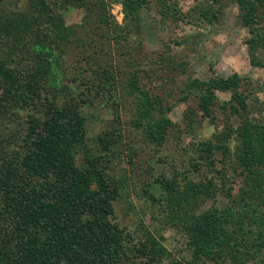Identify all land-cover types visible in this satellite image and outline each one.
I'll return each instance as SVG.
<instances>
[{
    "label": "trees",
    "instance_id": "16d2710c",
    "mask_svg": "<svg viewBox=\"0 0 264 264\" xmlns=\"http://www.w3.org/2000/svg\"><path fill=\"white\" fill-rule=\"evenodd\" d=\"M168 1L30 0L29 11L0 17V37L12 49L11 58L0 55V119L25 112L21 126L0 132V264H122L140 258L157 264L171 257L153 232L137 238L116 221L119 188L106 165L113 140L110 134L100 136L104 154L90 155L79 166L78 147L87 128L83 105L72 99L60 102L67 86L51 83L57 67L65 72L72 47L86 48L84 59L96 77L81 67L70 81L96 96L109 95L116 120V94L132 95L134 125L150 143L163 146L176 133L169 116L172 106L166 96L141 83L143 68L119 78L114 53L133 57L142 51V13L154 4L162 15L180 19L181 10ZM230 1L238 5L239 23L248 28L252 64L264 67V0ZM112 2L122 4L123 23L110 13ZM199 6L192 11L219 20L228 2L206 0ZM67 11H78L75 23H68ZM186 64L163 53L156 69L165 72ZM251 85L237 72L189 77L180 85L182 99L196 100L202 117L213 125L223 114L224 128L193 147L183 160L185 169H177L172 179L155 178L164 188L162 195L153 194L149 185L143 188L184 232L194 256L189 264H264V120L252 115L250 92L243 89ZM219 92H229L230 99L221 100ZM194 113L189 109L186 114L190 127ZM217 153L225 157L216 170L221 185L196 172L202 166L215 169ZM239 177L244 179L243 203L233 198L229 186ZM219 190L229 202L217 201ZM209 200L212 205L205 207Z\"/></svg>",
    "mask_w": 264,
    "mask_h": 264
},
{
    "label": "rangeland",
    "instance_id": "374dc122",
    "mask_svg": "<svg viewBox=\"0 0 264 264\" xmlns=\"http://www.w3.org/2000/svg\"><path fill=\"white\" fill-rule=\"evenodd\" d=\"M29 1L0 0V17L5 12L10 15L29 11L31 8ZM205 1H168V3H174L181 10V18L178 20L171 15L169 17L162 15L159 12L160 6L154 4L152 9H147L142 13L144 26L141 38L144 43L142 51L139 54H134L133 57L114 53L115 65H118L116 73L121 74H118V77L123 75L130 78L132 71L135 72L136 69L143 68L146 72L140 73L141 83L151 87L154 93L166 96V103L172 106L169 116L175 124L174 131L176 133H171L163 146L150 143L146 139L145 131L134 125L132 95L125 93L123 96L121 92L116 94L119 103L116 106V112L119 114L118 120H116L117 114L114 113L115 109L112 106L113 99H109V95L102 97L98 93L99 96H96L93 92L84 89V86L70 81L71 76L79 74L81 67L87 69L93 79L96 77L95 73H91L92 65L84 59L89 52L85 51L86 48L73 46L74 49H71L70 56H66L65 72L63 73L62 69L59 71L56 65L57 71L51 82L59 86L65 84L67 96L61 94L59 101L64 102L72 99L82 103V109L87 117L85 137L78 147L77 153L79 166H84L86 157L90 155L104 154L105 151L99 143V137L110 134L113 146L108 154L106 153L108 157H106L108 159L106 165L108 174L117 182L119 188V197L114 202L116 221L128 228L137 238H141L146 230L158 236L171 253V257L157 264H176V260L189 264L193 262L194 256L188 247L184 232L172 222L171 217H165L161 208L155 207L143 188L149 185L153 194L157 197L162 195L164 188L155 181V178L172 179L177 169H185L183 160L188 159L193 147L201 141L213 138L224 128L223 114L217 120V125H213L209 119L202 117L196 100L185 101L182 99L183 94L178 89L179 86L189 77L208 79L214 76H229L237 72L252 83L249 89L243 86V89L250 92L248 102L252 115L264 120V67L255 66L251 62L246 44L249 31L239 23L238 5L227 0L228 6L225 9V14L221 15L219 20H209L198 12L192 11L193 8ZM109 10L119 23H123L124 10L121 3H110ZM77 12H66L69 24L75 23L78 17ZM136 38L138 37L136 36ZM0 47V55L3 58H9L12 54L9 41L0 37ZM54 52L57 54V50ZM163 53L166 56L173 54L178 62L183 60L187 64L176 70L165 72L161 69L158 70L156 69L157 63ZM156 70L158 73L154 72ZM169 77L175 78V80L171 82L168 80ZM171 89H174L172 96L168 95L169 92H172ZM218 94L221 100L230 99L229 92H219ZM189 109L195 111V119L191 127L186 117ZM23 113L25 112L21 110L17 111V114L11 115L9 119L1 118L0 132H10V127L21 126L19 123ZM218 114L220 115L221 112ZM234 121L237 123L236 119ZM179 128L182 130L181 133H177ZM131 148L133 149L131 150ZM133 152H136L137 155L132 156ZM131 156L134 159L133 163L130 161ZM224 160L223 154L217 153L215 169L209 170L202 166L196 172L199 177L217 178L218 184L221 185L218 179L221 173H217L216 170L222 169ZM230 185L233 198L239 203H243V177L237 178L233 183H229ZM217 201L223 204L229 202V198L224 191L219 190ZM206 203L205 207L212 205L210 200ZM122 264L148 263L145 259L140 258Z\"/></svg>",
    "mask_w": 264,
    "mask_h": 264
}]
</instances>
